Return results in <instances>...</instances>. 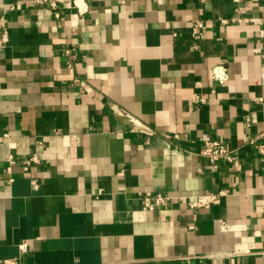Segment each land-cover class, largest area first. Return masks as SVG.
<instances>
[{"label": "crops", "instance_id": "1", "mask_svg": "<svg viewBox=\"0 0 264 264\" xmlns=\"http://www.w3.org/2000/svg\"><path fill=\"white\" fill-rule=\"evenodd\" d=\"M55 1L0 0V264H264V0Z\"/></svg>", "mask_w": 264, "mask_h": 264}, {"label": "built area", "instance_id": "2", "mask_svg": "<svg viewBox=\"0 0 264 264\" xmlns=\"http://www.w3.org/2000/svg\"><path fill=\"white\" fill-rule=\"evenodd\" d=\"M38 4H46L51 9H53L54 15L56 17L59 16V12L57 11V2L55 0H32ZM73 4L76 6L75 1L73 0ZM197 26H201L200 23H197ZM259 35L262 38L263 46H262V59L264 61V30L259 31ZM7 41V34L4 31L0 35V47ZM70 49H67L66 52L70 54ZM210 76L213 80L222 83L227 80V73L223 66H214L210 71ZM137 129L140 131H144L145 128L141 124L140 128L137 126ZM146 131V130H145ZM147 132V131H146ZM264 132H260L256 136L250 139V142H254L256 137H262ZM258 152L264 154V141L256 144ZM236 153L235 148H231L228 145L224 144L222 141L217 139H209L205 138L202 140V146L200 150V154L203 158L207 160V162L211 165L219 161H225L234 163V156ZM11 163L12 159L9 160ZM223 195V191L219 190L217 192H208L204 194H197L192 199L188 200V205L191 208L204 206L209 207L214 203L219 202L220 197ZM168 200V196L162 193H153V194H142L140 196V201L142 205L147 209H154L159 206H162ZM18 248L20 251L26 250V243L21 242L18 244ZM1 264H20L19 256L14 257H5L1 260Z\"/></svg>", "mask_w": 264, "mask_h": 264}]
</instances>
